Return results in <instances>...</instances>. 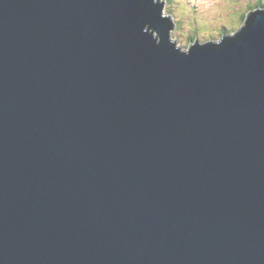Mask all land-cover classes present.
Segmentation results:
<instances>
[{
	"label": "water",
	"instance_id": "obj_1",
	"mask_svg": "<svg viewBox=\"0 0 264 264\" xmlns=\"http://www.w3.org/2000/svg\"><path fill=\"white\" fill-rule=\"evenodd\" d=\"M162 12L0 0V264H264V11Z\"/></svg>",
	"mask_w": 264,
	"mask_h": 264
},
{
	"label": "rangeland",
	"instance_id": "obj_2",
	"mask_svg": "<svg viewBox=\"0 0 264 264\" xmlns=\"http://www.w3.org/2000/svg\"><path fill=\"white\" fill-rule=\"evenodd\" d=\"M161 1L165 9L163 13L174 21L171 39L182 49L189 47L190 42L194 44L193 42L196 41L201 43L212 41L219 36L223 37L225 32L239 28L243 14L249 12V8L256 2L255 0ZM223 26L228 30L224 31Z\"/></svg>",
	"mask_w": 264,
	"mask_h": 264
},
{
	"label": "trees",
	"instance_id": "obj_3",
	"mask_svg": "<svg viewBox=\"0 0 264 264\" xmlns=\"http://www.w3.org/2000/svg\"><path fill=\"white\" fill-rule=\"evenodd\" d=\"M168 4H170V2H168ZM169 7L170 8H173L172 6H169ZM259 7H264V0H257V2L255 3V5L253 7H250L249 8V12L252 11V10H255V9L259 8ZM167 12H169V11H167ZM249 12H247L246 14H243L242 20H244V18L247 16V14ZM242 20H241V23H242Z\"/></svg>",
	"mask_w": 264,
	"mask_h": 264
},
{
	"label": "bare ground",
	"instance_id": "obj_4",
	"mask_svg": "<svg viewBox=\"0 0 264 264\" xmlns=\"http://www.w3.org/2000/svg\"><path fill=\"white\" fill-rule=\"evenodd\" d=\"M188 50H189V48H186L185 51H183V52H187Z\"/></svg>",
	"mask_w": 264,
	"mask_h": 264
}]
</instances>
